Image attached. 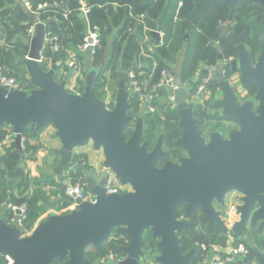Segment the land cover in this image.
Instances as JSON below:
<instances>
[{"label": "water", "instance_id": "1", "mask_svg": "<svg viewBox=\"0 0 264 264\" xmlns=\"http://www.w3.org/2000/svg\"><path fill=\"white\" fill-rule=\"evenodd\" d=\"M219 1L235 8L241 0ZM80 18L85 17L81 14ZM31 20L35 23V34L28 42L29 52L23 64L37 89L0 88V127L7 125L13 129L17 149L22 153V135L29 126L36 125L38 129L54 126L55 136L62 145L55 151L61 158L55 171L58 176L70 167L76 149L92 143L94 149L103 151L104 167L114 172L120 184L130 186L133 192L107 195L105 182L96 186L89 175L87 188L96 195V201L77 199L78 210L51 215L28 236H23L19 228L7 224L0 215L1 256L11 264H54L65 260L68 264H98L86 258L88 248L108 243L115 231L127 243L116 245L114 254L120 258L113 259L111 254L106 256V261L109 264H141L145 257L144 234L150 232L157 240L154 245L157 253L146 257V264H195L193 260L202 254V247L185 251L178 236L197 229V225L182 220L178 209L186 204L185 217L192 218L199 208L206 214L204 223L215 224L226 233L228 227L215 211L213 202L223 204L226 196L235 192L242 195V205L237 208L240 221L233 231H247L250 225L251 229L257 228L259 234L264 232V60L256 68L252 67L241 45L242 36L230 32L228 25L218 28L220 38L227 37L238 47L239 56L232 64L233 72L242 74L244 88L250 84L257 87L258 109L253 111L251 102L241 105L235 87L219 75L215 82L224 98L216 102L215 107L223 111V116L238 123L241 130L231 133L229 140L218 135L206 144L193 117L195 106L188 103L189 88L177 78L169 92L177 105L183 138L175 144L185 149L189 157L182 159L180 164L169 162L160 168L158 161L164 155L161 141L149 151V143H141V123L131 138L126 135L132 119L128 114L131 98L128 91L132 88L127 86V74L120 75L113 108L95 95L97 68L89 70L85 92L71 94L66 88L70 77L65 76L58 82L55 62L50 70L43 68L41 60L47 27L36 16ZM260 29L264 34V20ZM152 35L160 40L158 31H153ZM16 213L20 215L19 210ZM261 243L263 249L251 248L257 264H264V240Z\"/></svg>", "mask_w": 264, "mask_h": 264}, {"label": "trees", "instance_id": "2", "mask_svg": "<svg viewBox=\"0 0 264 264\" xmlns=\"http://www.w3.org/2000/svg\"><path fill=\"white\" fill-rule=\"evenodd\" d=\"M33 9H37L39 4L47 3L50 5L45 11L41 12L38 20L43 22L47 27V33L51 38H57V44L60 46L58 52L52 51L49 44L43 51V57L48 64L49 59L55 63L68 60V51L76 50L83 44L86 37V22L79 16L81 8L80 2L83 1L90 9L88 21L92 28H97L99 33L100 44L93 56L89 57L93 67L99 70V74L94 86L95 92L105 84V77L108 73H112L120 81V75L127 74V86L130 87L129 73L134 71L137 79L142 80L139 75L140 70L137 68L136 62L143 59L141 56L142 47L139 38L147 34L153 38L152 31H159L164 34L162 45L157 48L156 55H153L155 67H152L147 74L149 86L151 89L159 90L158 85L162 79V72L166 69L163 64V57L169 53H177L185 41V34L190 35V47L182 72V79L194 77L201 63L214 65L218 57L216 51L207 49L210 42H220L221 47H225L228 43L219 37L218 27L227 21L232 11L229 4H225L219 0H29ZM182 4V5H181ZM240 4V3H239ZM238 4V5H239ZM181 5V6H180ZM238 7V6H237ZM236 7V8H237ZM140 16H144V20H139ZM32 16L28 13L23 5L17 0H0V74L16 77L22 89L32 90L34 84L27 79L23 62L29 52V36L27 34L32 25ZM50 47V48H49ZM87 56L75 57L77 64H84ZM46 65L43 68L46 69ZM67 70H72L68 66H64ZM10 72V73H9ZM14 72L18 74L12 75ZM121 72V73H120ZM22 73V77L20 74ZM79 93L83 92V81H78ZM96 94V93H95ZM160 94V90L157 92ZM140 94H135L130 99L128 114L132 108V101L135 99L140 106L138 99ZM156 110L161 111L163 107L157 104V96L147 102ZM108 106L113 108V103L109 102ZM151 118L150 124L155 126L157 122H162V117ZM177 120L176 115L168 117V120ZM4 126L0 127V141H4L7 132ZM42 129H37L36 125L29 126L23 133V151L17 149L15 143L6 148L5 153L0 155V214L2 219L10 224L14 217V212L8 207L26 206V215L21 227L23 236L30 234L40 217L42 211L40 201H45V196L40 189H37L31 197L24 196L30 185L40 186L42 183H52L49 177L34 178L26 173L22 167L23 161L27 157L35 154L39 150V136ZM129 137V130H126ZM152 137V136H151ZM152 139V138H151ZM163 162L160 163L162 165ZM67 171V170H66ZM83 172L72 173V182H76L83 178ZM84 179V178H83ZM22 180V181H20ZM19 184V185H18ZM16 191H19L18 194ZM61 194L65 202L72 201L65 195V186L61 188ZM8 203V204H7ZM217 236L215 243L224 245L227 236L220 235L221 230L217 229L212 232ZM242 233L241 229L233 231L236 239ZM202 237L193 230H189L182 234L181 240L186 241L184 244L185 251L193 248L195 243L201 246ZM180 239V236H178ZM149 239L153 245L152 235L147 234L144 237ZM116 241L108 242L102 246L90 247L87 250L86 258L95 261H106V256L114 253ZM214 245V244H212ZM211 245V246H212ZM154 246V245H153ZM211 246H208L209 248ZM93 249V253L89 254V250ZM251 260L254 259L251 252ZM65 260L63 264H67ZM56 262V261H55ZM0 264H11L10 260L0 255Z\"/></svg>", "mask_w": 264, "mask_h": 264}, {"label": "flooded vegetation", "instance_id": "3", "mask_svg": "<svg viewBox=\"0 0 264 264\" xmlns=\"http://www.w3.org/2000/svg\"><path fill=\"white\" fill-rule=\"evenodd\" d=\"M239 3V5H236V7L238 6L237 8L230 7L233 11L227 21L222 23L221 25H228L230 27V32L235 33L239 37L242 36L241 45L246 50L250 58L252 67L256 68L260 61L264 60V34L261 33L260 29V27L263 25L264 20V0H241ZM220 36L221 33L219 32V37ZM185 38L187 39V42H190L188 41L190 40V35L188 33L185 34ZM220 39L226 40L228 42L225 44V47H221L220 42H210L207 46V49L216 51L218 53V57L214 65L201 63V67L198 69V72L194 77L186 78L187 80H183L182 76L178 72H175L169 68L165 70L167 76H173L174 82L177 78H179L182 79L184 84L188 86V103L194 104L195 106L192 110L193 117L196 120V124L201 132V137L206 144H208L214 136L218 135L221 136L223 140H229L231 133L239 132L241 130V126L238 123L223 116V111L215 107V103L223 100L224 98L219 84L215 82L216 78L219 75L224 78V81L229 82L232 87H235L234 91L236 92V96L241 105L251 102L253 111H256L259 106V103L256 100V95L258 92L257 87L253 84H250L247 88H244L241 84L242 74L240 72H233L232 64L234 61H237L239 56L238 47L234 46L227 37ZM185 42L186 40L184 41V44ZM209 76L210 80L207 83H204L203 80H205V78ZM233 77L237 78V84H233ZM191 81L194 83L190 84ZM202 82L203 84H205V87L200 90ZM171 89L164 86L163 90L160 89V94H157V91L151 92V96L153 98L158 95L164 96L165 104L161 111L153 108V110H149L148 113L141 114V143L147 141L149 143V151H152L159 141L162 142L164 155L158 161L157 165L160 168L164 167L169 162L180 164L182 159L189 157L185 149L175 144V142L183 138V132L180 127L177 105L175 104L174 98L169 92ZM133 96H135V94H133ZM158 114L160 115V117H162L161 124L163 125L162 129L164 130V133L159 134L157 138L151 135L152 137L146 139L145 134L147 130L145 128L144 121L147 116H156ZM174 114L176 115L177 120L172 119L169 121L168 117H171ZM134 122V129L132 131L131 125L133 124V119H131L128 127V130H130L131 133L128 138H131L138 127L135 126L137 125V120H135ZM161 162H163L162 165H160ZM81 171L82 167L77 172ZM83 174L86 180V184L87 177L89 175L94 178L96 186H99L105 182V178L100 172L96 171L93 173ZM126 191H128V193L133 192V189L130 186H127ZM228 196L229 195L226 196L223 204H220L216 200L213 202V207L215 211L220 214L222 220L223 215L221 209L223 210L226 207ZM241 198H234V200L236 202H241ZM186 209L187 205L184 204L178 209V211L182 214V220L197 225V229L193 231L203 235L204 233L201 232L203 229L208 232H215L217 229H219V227H217L215 224L210 225L209 222H203V220L206 218V214L201 209L198 208L193 214L192 218L185 217ZM256 233L258 235L257 231ZM145 235L146 233L144 234V237ZM111 239H114V241L116 239V242H119V245L127 243L126 239L124 237L118 236L115 231ZM152 240L154 242L153 245H155L156 241L155 239H153V237ZM153 245L151 246L153 247ZM116 257L120 258L119 255H116Z\"/></svg>", "mask_w": 264, "mask_h": 264}, {"label": "crops", "instance_id": "4", "mask_svg": "<svg viewBox=\"0 0 264 264\" xmlns=\"http://www.w3.org/2000/svg\"><path fill=\"white\" fill-rule=\"evenodd\" d=\"M85 25H86V31L88 32L87 24H85ZM152 32H151V35H152ZM160 34H161L160 40H158L153 35H152L153 38L150 39V37H148L147 34L144 35V37L139 38V43L141 44V47H142V51H141L142 54H141V56L143 57V59L141 61H139V62H136L135 65H137V68L140 70L139 75L142 77V80L140 82L142 83L144 92L157 91L156 89H151L150 88V86H149V80L147 79V74L149 73V70H151L152 67H155L156 66V63L154 62L153 55H156L157 48L159 47V45H162L163 44V41H164V34L162 32H160ZM185 40H186L185 44L183 43L184 45H182V48L180 49V51H182V54H183L182 55V59L179 62V65L177 67V72L180 75H182V72L184 70L185 61H186L187 54H188V50H189V47H190V42H187V39L186 38H185ZM186 43H189V44H186ZM3 45H4V43L2 41L0 43V46H3ZM183 48H185V49L182 50ZM68 54L70 56V60H73V58H75L77 55L81 56V54L77 53L75 50L68 51ZM82 56H84V55H82ZM85 56L88 57L89 55L88 54H85ZM87 60L90 61L91 59L88 57V58L85 59V61H87ZM53 62L54 61H52L51 59H49L47 65L50 64V66L52 67ZM56 64L58 66V71H57V75H56V79H57L58 82H62L64 80V77L65 76H69L70 77L72 75L71 73L74 72L73 70H67V69H65L64 66L66 65V62H65L64 65H63V62H60V61L58 63H56ZM45 65H46V63H45ZM23 66H24V64H23ZM200 67H201V64L199 65V68ZM25 71H26V76L25 77L31 81L30 76H29V74H28V72L26 70V67H25ZM68 72H71V73H68ZM78 75L79 74H77L75 76V78H77L76 85H78V81L81 80V76H78ZM185 80H187V79H185ZM71 82H72V80L69 78V81L66 83V88H67V86ZM234 83L237 84V78L236 77H233V84ZM83 85H84V89H83V92H81V94L85 92L86 82L83 81ZM34 89H37L36 86H35ZM34 89H32V90H34ZM160 89L161 88H159V90ZM23 91H25V90H23ZM128 92H129L130 96L132 97L133 94H134L133 89H130ZM41 129H42V131H41V134L39 136V142L37 143V144H39V150L41 149L40 148V144H44L45 145V143H46V146H47V143H48V146H51V147L54 148L53 151H52L53 152V155H50L51 157L50 156H46V158L48 160L43 155L44 156L43 159H41L39 161V160H37L35 158V155H37V153L39 151L38 150L35 154L27 157V159H29L30 162H32L31 163V166L30 165L28 166V169L29 170L27 172H28V174L31 177H34V178H40L42 176L44 178V177L48 176L49 177V180L52 183L50 185L48 183H42L40 186H36L34 184L33 185L31 184L30 187H29V189L25 192L24 196H27V197L33 196L35 194V192H36L37 189H40L43 192V195L45 196V201H40V204L39 205L41 207L42 213H41L40 217L38 218V220L41 217L44 216V217H46V219L44 218V220L47 221L49 219V217L51 215H53V214H56V215H65V214H69L71 212H74V211L78 210L79 206H77V205L75 206L73 204V201H70L69 203L64 201V199L62 197V194H61V188L63 186L62 185V182H64V186L67 185L69 182H71V177H68L69 174H70L69 171H71V173L72 172L77 173V171H79V169L82 167L81 164L84 163V161H81V164L78 166V168H76V170H74V168H73V165L74 164L73 163H74V159L76 158L75 157L76 156V154H75L76 151H74V153H73V159H72V162H71V166L69 168V171H68V175H66L65 177L63 175L62 176H58L55 173V171H56V169L58 168V166L60 164L61 158H60V156H58L57 154H55V151L61 149L62 148V145H61L59 139L55 136L57 130L52 125H48V126L43 127ZM3 130L6 131L8 135H7V137L5 138L4 141H2V142L0 141V155H3L5 153L6 148L10 147L12 145V143H15L13 129L10 126H7L6 125ZM15 145H16V143H15ZM87 148L91 149L90 150V153L92 155H91V157H89V160L90 161L96 160V157L99 156L100 154H102L101 157H103V160L100 163H96V161H92V163L90 165L91 166V169H90V172L89 173H93V172H96V171L98 172L101 168L106 169L104 167L106 158H105V155H104L103 151L102 150H96V149H94V147H93L92 144H89L88 146H86L84 148H78V149H87ZM93 155L94 156L97 155V156L94 157ZM93 157H94V159H93ZM42 161L47 164V166H48L47 168L41 169ZM57 161H59L58 164H57ZM82 172L83 173L86 172V171L84 172L83 167H82ZM86 173H88V172H86ZM57 179H60V180L58 181ZM18 192L19 191H16L17 194H18ZM43 222H45V221H43V220L40 221V223H38V225L41 224V223H43ZM10 226H12V225H10ZM247 230H251V228L247 226ZM231 232L232 233H230V229H229L228 235L225 234V236H227V241H226V243L224 245L215 243L214 245H212L210 247V248H214L215 249V252H218V255H220V256L225 255L227 253V251L229 250L231 244H232L233 238L236 239L234 237V235H233V231H231ZM249 233L251 234L250 231H249ZM222 235H224V234H222ZM112 241L114 242L113 239H111L109 242H112ZM112 254L115 255L114 253H112ZM208 254H205L206 256H204L202 254L196 255L195 258H194V260H193V262L195 264H209V260H210V257L212 256V254L211 253H208ZM115 257H116V255H115ZM115 257H114V259H118V257H116V258ZM145 258H146V252H145V257L141 259V264H146L145 261H144ZM90 261L93 262L92 260H90ZM93 263L108 264V262L105 261V260L95 261Z\"/></svg>", "mask_w": 264, "mask_h": 264}, {"label": "rangeland", "instance_id": "5", "mask_svg": "<svg viewBox=\"0 0 264 264\" xmlns=\"http://www.w3.org/2000/svg\"><path fill=\"white\" fill-rule=\"evenodd\" d=\"M184 49L185 48H183L182 50H184ZM182 55H183L182 51H179L177 53H169V54H167L165 57H163L164 67L165 68H169V69L177 72V67L179 65V62L182 59ZM68 56H69V54H68ZM70 63H71V60H70V56H69L68 60H66V66L69 67ZM77 66L80 67V71H74L75 69H72L74 71L73 73L68 72V73L72 74L70 76V79L72 80V82L67 86V90L71 94H74V95H77V93H79V85H76L77 78H75V76L77 74H79L78 76H81V80H83L85 82L87 74H88L89 70L93 67V64H92L91 60L90 61L87 60V61L84 62V64H78ZM45 67L48 68V65L46 64ZM15 74H16V72H14L12 75H15ZM17 75L18 74H16V76ZM20 77H22V73L20 74ZM105 79H106L105 84L103 86H101V88L97 89V91L95 92L96 93L95 95L98 98V100H100L102 102H105L106 104H108L109 102H112L113 105H115L116 100H117V94H118L119 79H117L116 76L114 74H112V73H108L106 75ZM22 90L31 91V90L25 89V88L22 89ZM138 99L140 100V103H141L140 106H138V101L134 99L132 101V108H131L130 114H129L130 117L133 119V124L131 125V130L132 131L134 129V123H135L134 121L137 120V125H135V126H138V124L141 123V114L142 113H145V114L148 113L149 110H150V107H152L151 105H149L147 103L148 100H152L151 92H144V90H143V93L139 96ZM157 104L160 105V107L164 106L165 103H164V96L163 95L162 96L161 95L157 96ZM157 116L160 117V115L158 114L156 116H153V118H155V117L157 118ZM149 120H151V118L149 119V118L146 117V119L144 121L145 122L144 125H145V128L147 130L146 134H145V138L146 139L147 138L149 139L151 137V135L155 136L157 138L159 134L164 133V130L162 129L163 125L160 122H157V124H155V126H152L150 124ZM130 133H131V131L129 130V134ZM144 142H147V141H144ZM40 148L41 149L38 151L37 155H35V158L37 160L40 161L41 159H43L44 156L46 158V156L53 155L52 151H53L54 148L51 147V146H48V143H47V146H46V143H45V145L44 144H40ZM90 150L91 149H89V148H87V149H76L75 150L76 151V153H75L76 154V156H75L76 158L74 159V163H73L75 165V166L73 165L74 170H76V168H78V166L81 164V161H84V163L81 164L82 167H83V170H84V172L86 171V172L89 173L90 169H91L90 165H91L92 161H96V163L102 162V160H103V157H101L102 154H100L99 156L96 155L97 157L93 155L94 157H96V160L90 161L89 157H91V155H92L90 153ZM22 153L25 155L24 151H22ZM94 157H93V159H94ZM58 162L59 161H57V164H58ZM31 163L32 162H30L29 159H27L26 161H23L22 167H23V169L26 172L29 170L28 166L29 165L31 166ZM47 167H48L47 164L42 161L41 169H45ZM69 168L67 169L66 173L64 172V174H63L64 177L66 175H68ZM69 172H70V174H69L68 177H71V174L73 172L72 173H71V171H69ZM57 180L59 181L60 179H57ZM20 181H22V180H20ZM62 185L64 186V182H62ZM241 197H242V195L237 193V192L231 193L227 197L226 207L223 210L221 209V211H222V215H223L222 216L223 217V221L225 222L226 226L228 227V232L224 233V232L221 231L219 236L221 234H224V235L227 234L228 235L229 229H230V233H232L231 231H233V227L235 226L236 223H238L240 221V215L237 213V208H238V206L242 205V200H241V202L240 201L236 202L234 200V198H238L239 199ZM44 218L46 219V217L43 216L39 220H37L32 232L36 228V225H38V223H40V221H42V220L46 221V220H44ZM248 226L250 227V225H248ZM249 231L251 232V234L249 233ZM256 231H257V228L254 229V230L251 229V230H247V231H242V233L240 234L239 238L241 240L242 239H246L247 244H248V246L250 248L255 247V248L263 249V246H262L261 242L264 240V232L261 235L258 233V235H259L258 236ZM201 232L204 233L203 234L204 237L200 241V242H202L201 245L209 248L208 246H211L212 244H215V242L217 241V236L214 233L208 232L205 229H203ZM148 233L151 234L150 232H146V235ZM197 234H199V233H197ZM199 235L202 237V234H199ZM181 239H183L182 235H180V239L179 240H180V242L182 241V243L184 242V244H186V241H183ZM155 241L157 242V240H155ZM184 244H182V245L184 247H186ZM198 245H199V243L198 244L195 243L193 248H197ZM151 247H152L151 243L149 242V239H147L146 240V245L144 246V251L146 252V257H148V258H151L152 255L155 256L156 253H157L155 251L156 250L155 247L154 246L152 248ZM93 251H94L93 249L89 250V254H92ZM54 264H63V262L62 263H58V261H56V262H54Z\"/></svg>", "mask_w": 264, "mask_h": 264}, {"label": "built area", "instance_id": "6", "mask_svg": "<svg viewBox=\"0 0 264 264\" xmlns=\"http://www.w3.org/2000/svg\"><path fill=\"white\" fill-rule=\"evenodd\" d=\"M17 1L23 5L25 10L28 13H30L31 16H36L37 19H38L39 14L45 11V9H47L50 6L47 3L39 4L37 6V9L34 10L29 0H17ZM80 4H81V8L79 10V16L81 14L84 15L85 17L84 19L88 27V32L86 33V37L84 39L83 44L79 45L75 51L84 56L85 54H87V52H90L88 57H91L95 54L96 49L100 44L99 33L97 31V28H92L88 21V14L90 12V9L87 7V5L83 1H81ZM144 18H145L144 16H140L139 20L143 21ZM27 34L29 36V41H30L35 34V23L34 22L30 26ZM47 44H49L51 46V49L55 52H58L60 50V46L57 44V38L56 37L51 38L48 33H46L45 47ZM45 62H46V59L43 57V53H42L41 64L44 65ZM76 63L77 62L75 58H73V60H71V63L69 64V67L71 69H75L74 71H80V67H78L77 66L78 64ZM50 69H51V66L49 64L48 68L46 67L45 70L48 71ZM129 80H130V87L133 89L134 94L141 95L143 93V86H142V83L137 79L136 73L134 71H131L129 73ZM209 80H210V76L205 78L203 82L207 83ZM203 82L201 83L200 90H202L205 87V84H203ZM164 86L169 87L170 89L174 88L173 76H167L165 71L162 72V79L158 87L161 88ZM0 88H5L7 90H13V91L22 90L20 84L14 77L6 76L3 74H0ZM77 95H81V93H77ZM150 110H153V107H150ZM23 143H24V139L22 138V148H23ZM98 172L103 174L105 178L104 190L106 191L107 195H114V194L122 195V194L128 193V191H126L127 186H123L122 184H120L119 178L110 169H100ZM83 178H80L76 182H72V178H71V182L65 185V195L71 198L75 206L76 205L79 206L77 203V199H80L83 202H91V203H94L96 201V195L88 190L86 180L85 178L84 179ZM73 196H75V198ZM8 207L11 208V210L14 212V217L11 220V223L9 225L15 226L21 230V227L23 226V220L25 219V215H26V210H27L26 206L23 205L21 207H14L12 205H8ZM18 210L20 211L19 216L16 213ZM17 217H18V220H17ZM28 235L29 234L25 236H28ZM197 247H202L203 249L202 255L204 256H206L205 254H208V253L212 254L209 260V264H237L239 261H241L243 264H257L255 257L252 260L249 258L252 250L248 246L246 239L238 240V239L233 238V241H232V244L229 250L227 251L225 255H222V256L218 255V252H215L214 248H207L203 245L201 246L198 245Z\"/></svg>", "mask_w": 264, "mask_h": 264}]
</instances>
